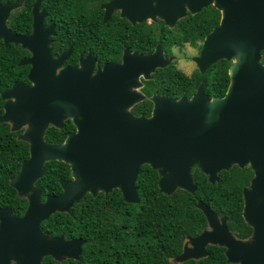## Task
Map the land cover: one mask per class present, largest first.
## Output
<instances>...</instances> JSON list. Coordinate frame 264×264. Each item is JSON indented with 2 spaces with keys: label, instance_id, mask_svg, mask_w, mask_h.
I'll use <instances>...</instances> for the list:
<instances>
[{
  "label": "water",
  "instance_id": "1",
  "mask_svg": "<svg viewBox=\"0 0 264 264\" xmlns=\"http://www.w3.org/2000/svg\"><path fill=\"white\" fill-rule=\"evenodd\" d=\"M212 4L221 10V21L206 36L195 61L202 73L221 59L232 61L225 95L210 97L202 85L192 97L153 95L151 115L137 116L130 107L144 99L141 77L150 79L158 67L171 63L162 46L153 54L126 50L122 63H106L96 73L90 55L80 67H62L71 48L53 55L56 25L44 26L45 13L36 6L33 32L17 35L6 27L17 5L0 3V37L7 33L8 40L33 52L23 62L32 65V84L14 82L3 93L8 100L0 122L13 121L14 129L29 124L24 138L31 143V156L10 181L19 192L30 193L24 215L0 207V264H41L46 256L79 259L86 239L52 236L43 232L42 222L56 212H70L88 194L116 188L124 201L139 203L137 179L143 164L159 171L160 191L167 194L178 188L197 191L194 166L212 183L234 165L251 166L254 177L243 190V216L253 227L252 237L238 239L227 217L199 201L209 229L190 237L175 261L204 258L212 244L226 248L229 262L264 264V0H109L102 5L103 21L121 9L133 24L161 17L173 26L188 11L198 13ZM68 118L77 131L63 143H48L49 125L62 128ZM52 160L71 165L72 178L61 180V194L42 201L34 183Z\"/></svg>",
  "mask_w": 264,
  "mask_h": 264
},
{
  "label": "trees",
  "instance_id": "2",
  "mask_svg": "<svg viewBox=\"0 0 264 264\" xmlns=\"http://www.w3.org/2000/svg\"><path fill=\"white\" fill-rule=\"evenodd\" d=\"M92 1L94 0H56L57 53L68 46L71 27L74 40L72 44L77 47L81 45L85 23H100L103 26L105 33L100 47L103 52L111 53L115 49L114 38L119 30L125 28L124 25L130 24H121L122 29H118L114 19L102 23L100 16L97 20L101 10L98 4H91ZM220 18L221 13L215 6L205 7L195 14L190 13L178 22V34L173 37L165 30L167 26L163 21L160 24L159 38L145 24L137 23L131 27L136 30L134 37L147 39L145 43L150 49L158 39L171 41L176 38L180 42L191 41L198 45L219 24ZM262 62L264 63V56ZM231 64L232 61L221 59L212 65L208 73L197 71L199 78L196 81L171 65L157 71L156 81L165 77V92L178 97L186 92L191 94L199 83H204L212 95L222 96L230 83ZM16 65L15 61L10 60L6 74L0 76V104L3 102V90L10 87L15 80H28L27 71H24L21 78L11 75L12 68ZM139 105L134 108L137 115L151 114L150 110L141 109L142 106ZM73 129L74 125L68 121L62 129L50 127L46 137L50 142L59 143ZM19 145L20 149L17 148ZM23 145L21 142H14L10 133L0 131V205L11 206L17 215L24 213L27 200L17 196L16 189L10 184V178L18 173L21 162L27 156ZM45 170V175L38 181L44 194L61 193L60 180L70 177V165L52 160L45 165ZM192 173L198 186L196 192L178 188L167 194L160 191L159 171L149 164H143L137 179L139 203L124 201L121 190L116 188L107 194L103 191L96 196L88 194L70 212L52 214L43 221V232L52 236L64 234L66 238L82 237L86 239V243L79 259L67 258L58 261L46 256L41 264H239L229 262L226 248L219 245H209V254L204 258L184 262H177L175 259L182 253L188 237L200 234L208 226L204 212L197 207L199 201L206 202L219 216L227 217L231 231L238 238H251L253 227L243 216V190L250 185L254 171L249 165L243 168L234 165L229 170L221 171L220 179L216 183L210 182L208 175L198 166H194Z\"/></svg>",
  "mask_w": 264,
  "mask_h": 264
},
{
  "label": "flooded vegetation",
  "instance_id": "3",
  "mask_svg": "<svg viewBox=\"0 0 264 264\" xmlns=\"http://www.w3.org/2000/svg\"><path fill=\"white\" fill-rule=\"evenodd\" d=\"M108 1L109 0H94L91 2V4H98L99 10H101L99 12V15L97 16V20L99 19L100 16H101L102 23H108L109 21L114 19L115 27H118V29H120V27L122 29L121 24H124L126 22H128L130 24V25H128V24L124 25L125 28L122 30H119L118 34L114 38L116 41L115 46H114L115 49L111 53H107V52L105 53L100 49V47L102 45L101 42L103 41L102 38L104 37V33H105L103 31V26L100 23H92V24L85 23L84 31H83L84 37H83V39H81V45L79 47L74 46V44H72V42L74 40L72 39V36H71V34H72L71 29H73V28L71 27V24H69V27H71V28H69V39H68L69 44L60 53L56 52V41H55L56 35L51 36L52 41L50 43V46L52 49V53L55 57L59 56L64 51H68L71 48V52L69 54V57L65 60L62 67H66V66L80 67L81 66V59L85 60L90 55L91 56V59H90L91 62L90 63L93 65V68H94L93 73H96L98 70L102 69L106 63H112V62L122 63L126 50H129L130 53L138 52V53H142V54H153V53H155L158 46H162L164 57L167 58V60L171 61V63L169 65H167L166 67L174 65L175 68H177L178 70L187 74L185 71H183L178 66V62L180 61V63H183L184 66H187L188 65L187 63L189 62V60H188L189 58H187L188 54H185V57L183 59L180 57L179 53L185 52L184 51L185 47H188V48L198 47L199 49L197 50L196 56L191 57L193 62L195 63V68H193V71L191 72V74H187V75L189 77H193L194 81H196L199 78L197 71H200V69H199L197 62L195 61V58L200 55L202 45H203V42L205 41V39L202 40L201 42H199L198 45L192 44L191 41L180 42L176 38L175 39L172 38L171 41H170V39L169 40L158 39L157 42H155L153 48L150 49L149 46L145 43L147 39H142V38H140V36H139V38L134 37V33L136 30L134 28H132L131 26H134L137 23L133 24L127 17L122 16V10L121 9H115L111 15V18L107 22L103 21L106 9L102 5L107 3ZM0 3L1 4H16L17 5L15 8H13L10 11V13L6 19V27L9 28L11 30V32H13L14 34L28 35V34H31L33 32L34 19H35L34 14H35L36 6H38L39 12L45 13V17L43 19L44 26L49 27L50 25H56V31L58 29V24L56 22V17H55L56 0H0ZM209 6H215V5L212 4ZM218 10L221 13V10L220 9H218ZM190 13H192V12L188 11V14L185 17H187ZM192 14H195V13H192ZM181 19H183V18H181ZM181 19H179L175 23V25H173V26L167 24L161 17H157L155 20L150 19V20H148L144 23H140V24H142V25L145 24V26L150 27L151 31H153V33L155 35H157V37L159 38V37H161V26H160V24L163 21L167 26V28L165 30L167 32H170L169 33L170 37H173V35L178 34L176 26ZM220 21H221V18H220ZM6 36H7V33H5V35L3 34L0 37V76L6 74L5 70L8 67V62L11 60V61H15L17 63V65L12 68L13 69V72L11 73L12 76H16V77L21 78L23 76L24 71H27L26 72V76L28 79L27 81L15 80L14 82L24 83L26 85L32 84L31 81L29 80V72H30V69L32 68V65L30 63L24 64L23 62L25 60L30 59L33 55V52L28 47H25L22 43H16L14 41L8 40ZM89 47H92L93 49H88ZM166 67H158L156 69V71L152 73V77L150 79H145L143 76L141 77L142 86L140 87L139 90L144 94V99H142L141 101L135 103L132 107H130V111L133 114L137 115L134 112V108L139 104H141L139 106H142L141 109L150 110L152 113L154 106H155L153 100L151 99V97L153 95H169L170 97H173L176 99L181 98L183 95H187L188 97H192L197 92L199 86H201V85L203 86L204 92L206 94H208L210 97H216V96L220 97V95L219 96L218 95H212L210 92H208L209 88L205 87L204 83H199L197 85V87L195 88V91L192 92L191 94L186 92V93H183V95L180 97L172 95L171 93L165 92L166 88H167V86H166L167 80L165 77H162L160 79V81H156V73H157V71H159L161 69L163 70ZM211 67H212V65L210 66V68ZM210 68L207 69L203 74L208 73L210 71ZM154 80H155V82H153ZM194 81H192V82H194ZM14 82L12 83V85L10 87L6 88L5 90H3L1 92V98H2L3 102L0 104V106H1L0 116L4 114V112L6 110L5 104L8 100V99L3 98V93L5 91L9 90L13 86ZM11 100H14V98H11ZM140 115L150 116L151 114L146 115L143 113V114H139L137 116H140ZM68 121L72 122V124L74 125V129L69 131V133L65 137L64 141L66 140V138L68 137V135L70 133L77 131L76 126L73 123V120L71 118H68L65 120L64 126L62 128L65 127V125ZM14 126H15V123H13V121L0 122V131L3 130V131H5V133L6 132L10 133L14 142L17 141V142H21V144H24L23 150L27 152V156L21 162V166H22L23 162L25 160L29 159V157L31 156V143L29 140L24 138V136H25V134L29 128V124L25 123L24 125H22L20 128H17V129H14ZM50 127H55V126L49 125L48 129ZM62 128H58V129H62ZM48 129L46 130V133H45V139L48 143L59 144V143L64 142V141L59 142V143L50 142L46 137ZM17 148L20 149V145L17 146ZM48 162L49 161H47L45 163V165ZM45 165H44V175H45V171H46ZM20 169H21V167H20ZM70 169H71V165H70ZM16 175H14V176H16ZM14 176H12V177H14ZM11 178H10V181H11ZM71 178L72 177H71V171H70V177L62 178L61 180H63V179L69 180ZM39 179L34 183V186L41 190L42 201H45L47 199L48 195H57V194H49V193L44 194L43 189L38 185ZM61 180H60V182H61ZM15 189L17 191L18 197L24 198L27 200V207H28L29 194L30 193L24 194V193L19 192L17 188H15ZM62 192H63V188H62L61 193ZM61 193H59V194H61ZM0 207L1 208H11L13 214L18 216V217H22L24 215L26 209H27V207H26V209L22 215H17L14 213L13 208L9 205L8 206L0 205ZM41 228H42V224H41ZM205 229H209V225ZM189 238L190 237H188V239L186 240L185 243H187V241L189 242ZM238 239H240V238H238ZM242 240H248V239H242ZM209 245H212V244H209ZM209 245H208V247H209ZM10 264H13L12 260H11Z\"/></svg>",
  "mask_w": 264,
  "mask_h": 264
},
{
  "label": "rangeland",
  "instance_id": "4",
  "mask_svg": "<svg viewBox=\"0 0 264 264\" xmlns=\"http://www.w3.org/2000/svg\"><path fill=\"white\" fill-rule=\"evenodd\" d=\"M138 24H140V23H138ZM199 48L198 47H193V48H188V47H185L184 48V51L185 52H180L179 53V55H180V57L181 58H183L184 59V57H185V54H188V57L187 58H189L188 60H189V62L187 63L188 65L187 66H184L183 65V63H180V61L178 62V66L183 70V71H185L187 74H191V72L193 71V68H195V63L193 62V60H192V56H196V54H197V50H198ZM185 67V68H184ZM13 261V264L15 263V260H12Z\"/></svg>",
  "mask_w": 264,
  "mask_h": 264
}]
</instances>
